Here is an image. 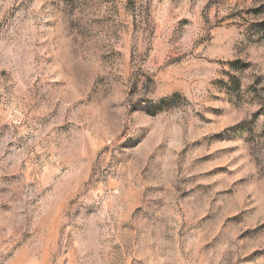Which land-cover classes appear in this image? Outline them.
<instances>
[{
	"label": "rangeland",
	"instance_id": "rangeland-1",
	"mask_svg": "<svg viewBox=\"0 0 264 264\" xmlns=\"http://www.w3.org/2000/svg\"><path fill=\"white\" fill-rule=\"evenodd\" d=\"M0 264H264V0H0Z\"/></svg>",
	"mask_w": 264,
	"mask_h": 264
}]
</instances>
